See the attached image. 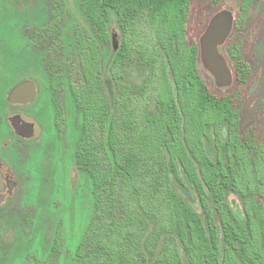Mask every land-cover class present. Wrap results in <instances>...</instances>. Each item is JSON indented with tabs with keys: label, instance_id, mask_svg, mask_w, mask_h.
Returning a JSON list of instances; mask_svg holds the SVG:
<instances>
[{
	"label": "rangeland",
	"instance_id": "rangeland-1",
	"mask_svg": "<svg viewBox=\"0 0 264 264\" xmlns=\"http://www.w3.org/2000/svg\"><path fill=\"white\" fill-rule=\"evenodd\" d=\"M149 1L112 0L107 45L85 14V0H0V164L15 184L0 206V264L45 263L52 255L58 231L63 239L56 264H72L80 248L81 254L95 248L99 243L96 238L108 227L105 224L114 225L117 248L124 257L136 253L139 247L138 260L145 256L143 264H165L176 237L171 234L166 213L168 160L156 152L135 169L133 178L125 174L123 161L143 129V120L156 112L162 52L155 45ZM59 2L63 4V21L53 24V10ZM240 4L241 0L192 2L189 37L198 48L199 74L215 95L236 91L225 48L235 33ZM118 12L126 22L124 31ZM220 15L231 20L229 33L215 50L217 62L226 71L222 83L206 45L209 28ZM79 34L86 42L96 41L103 54V66L107 63L105 84L111 98L118 96L120 100L118 163L113 165V156H102L105 168L113 165L114 169L112 187L108 185L104 190L99 210L92 181L77 168L75 160L83 127L73 95V88L83 87ZM235 36L243 41V57L252 69L248 86L235 101L242 129L253 127L264 139V0L253 4L241 32ZM125 41L130 48L128 60L124 70L113 75L112 57ZM52 74L62 77L58 86L61 114L54 103ZM96 92L103 94L100 87L95 88ZM221 132L226 140V127ZM94 135L101 138L99 132ZM206 149L215 161L213 139L206 142ZM224 161L227 164L228 157ZM177 190L203 220L193 189L187 186ZM227 201L243 213V200L238 194L228 192ZM94 222L98 226L92 238L94 231L89 229ZM219 237L221 240V233ZM113 256L115 261L119 259L117 253ZM95 260V255L84 257L86 264H98Z\"/></svg>",
	"mask_w": 264,
	"mask_h": 264
},
{
	"label": "trees",
	"instance_id": "trees-1",
	"mask_svg": "<svg viewBox=\"0 0 264 264\" xmlns=\"http://www.w3.org/2000/svg\"><path fill=\"white\" fill-rule=\"evenodd\" d=\"M210 1L217 4L219 0ZM256 1L241 0L236 34L241 32ZM111 2L85 0L84 3L85 14L94 31L107 45L110 44ZM192 2L149 1L155 45L162 52L156 112L143 120V129L123 159L125 174L133 178L135 169L153 158L156 152H161L168 160L166 213L171 234L176 237L169 255L165 256V264H264V139L258 137L253 127L243 131L240 109L235 104L238 93L249 84L252 69L243 57V41L234 37V33L225 50L234 72L236 91L224 95L212 93L207 81L199 74L198 48L189 37ZM55 6L53 24H58L63 21V4L59 2ZM118 18L124 31L126 22L119 12ZM89 40L84 41L81 34L77 36L83 87L73 88V95L82 114L83 127L75 160L77 168L92 181L99 210L104 190L108 185L112 187L113 165L118 163L116 139L120 100L118 96L111 98L104 81L107 63L103 66L102 52L96 41ZM129 52V43L125 41L112 57L110 69L113 75L124 70ZM51 83L54 103L61 114L58 89L62 83L61 75L52 74ZM99 87L103 94L95 93V88ZM223 127L227 129L226 140L221 132ZM96 132L100 139L95 137ZM212 139L217 152L215 161L206 149V142ZM102 156L104 159L113 156V165L105 168ZM224 157L229 159L227 164ZM187 186L199 198L203 220L191 211L178 193V187L184 189ZM228 192L242 198V214L228 203ZM105 225L108 227L96 238L99 243L95 248L84 254L80 248L72 264L78 261L86 264L84 257L91 259L94 255L98 264H143L145 256L141 255L138 260L139 247L136 253L124 257L117 248L119 242L114 225ZM97 226L96 222L90 226L89 231H94L91 237ZM62 239V232L58 231L52 255L42 264H56ZM116 253L117 261L113 256Z\"/></svg>",
	"mask_w": 264,
	"mask_h": 264
},
{
	"label": "water",
	"instance_id": "water-1",
	"mask_svg": "<svg viewBox=\"0 0 264 264\" xmlns=\"http://www.w3.org/2000/svg\"><path fill=\"white\" fill-rule=\"evenodd\" d=\"M231 28V20L225 15L218 16L212 23L209 28L206 45H207V54L212 58L216 64V76L219 79V83L226 81L225 69H223L219 62H217L216 56V48L220 43H222L223 39L229 33Z\"/></svg>",
	"mask_w": 264,
	"mask_h": 264
},
{
	"label": "flooded vegetation",
	"instance_id": "flooded-vegetation-1",
	"mask_svg": "<svg viewBox=\"0 0 264 264\" xmlns=\"http://www.w3.org/2000/svg\"><path fill=\"white\" fill-rule=\"evenodd\" d=\"M14 185V182L5 174L0 164V206L5 201L7 194L9 195L12 192Z\"/></svg>",
	"mask_w": 264,
	"mask_h": 264
}]
</instances>
